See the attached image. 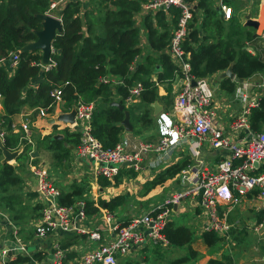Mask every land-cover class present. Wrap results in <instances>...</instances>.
Returning a JSON list of instances; mask_svg holds the SVG:
<instances>
[{
    "label": "built area",
    "instance_id": "2783aa9c",
    "mask_svg": "<svg viewBox=\"0 0 264 264\" xmlns=\"http://www.w3.org/2000/svg\"><path fill=\"white\" fill-rule=\"evenodd\" d=\"M48 1V13L61 14L68 4L89 0ZM213 1L222 12L224 21L233 19L235 11L228 1L236 0ZM246 1L259 3L264 16V0ZM197 5V1L190 0H146L139 13L143 17L164 12L174 18L171 10L179 11L177 26L171 30L166 51L177 67V78L182 84L171 111L160 112L157 117L159 139L156 143L124 139L114 147H105L93 134L94 103L79 102L68 111L76 112L74 124L68 125L71 132L79 134L75 157L91 164L94 179L113 180L124 168L141 172L150 154L157 156L155 167L169 168L178 150L187 146L190 164L178 175L177 187H173L170 194L162 202L154 204L149 212L129 216L127 220H120L113 211L99 207L98 202L93 203L99 212L90 216L87 213V200L83 198L71 206L61 205L59 200L62 192L51 177L48 166L43 162L32 164L29 170L36 181L40 216L19 223L12 221L0 209V264H16L20 258L29 259V262L22 264H119L120 258H129L140 249L171 247L164 230L173 221L174 215L186 206L198 208L201 218H206L207 224L202 232H213L219 238L228 237L235 228L230 223L231 210L249 199V195L250 199L260 204L264 213V129L257 132L251 124L253 110L259 107L264 96L263 93H257L261 85L253 86L244 81L236 96L240 110L232 114L230 120H223L222 106L215 102L212 81L196 78L192 74L190 53L184 48L192 31L191 22L198 10ZM139 16L137 20L140 22L142 17ZM58 18L61 20V15ZM259 32L258 36L264 41V27L259 28ZM18 52H22V49L0 57V67L8 66L15 70L20 61L21 54ZM40 65L49 71L55 63L50 60L48 64ZM143 90L140 82L131 87L130 96L125 100L127 105L135 103ZM52 97L56 101L55 105L64 102L61 88L55 89ZM1 101L0 94V109ZM37 113L42 119L48 118V112L43 108L37 109ZM14 128L12 125V130ZM16 133L20 135L22 143L33 145L29 121L23 123ZM4 135L1 133L0 139L5 144ZM206 147L212 152L222 153V158L214 166L204 160ZM20 149L23 152V146ZM32 154L33 151L29 152L31 160L34 159ZM1 159L4 158L0 150ZM134 162L135 165L124 166ZM202 189V201L199 202ZM258 224L256 231L261 233L264 230V217ZM58 233L85 236L95 246L74 258H69V255L76 253L77 249L63 248L60 241L48 252L40 248L33 254L27 252V241L30 239L44 241ZM7 242L13 243V247L5 245ZM19 250L20 253L16 254L15 251ZM38 254H41V259H37Z\"/></svg>",
    "mask_w": 264,
    "mask_h": 264
},
{
    "label": "trees",
    "instance_id": "16d2710c",
    "mask_svg": "<svg viewBox=\"0 0 264 264\" xmlns=\"http://www.w3.org/2000/svg\"><path fill=\"white\" fill-rule=\"evenodd\" d=\"M93 1L70 3L61 12L63 31L58 33L52 44L54 52L51 54V60L55 65L49 71H42L40 65L42 55L39 51L22 52L19 56V65L12 75L8 66L0 67V94L4 110L0 119L6 131L5 146L11 151H17L23 146V152L17 159L19 163L29 161V152H32L33 146L21 142L20 135L13 133L9 119L20 114L26 106L52 112L56 102L52 97L55 89H62L67 111L76 105L80 98H84L86 103L102 100L101 105L93 113L92 129L93 134L105 147H114L121 140L120 135L124 128L118 123L124 120L127 111V109L121 111L112 105L115 94L112 83L103 81L105 77H114L119 81L116 91L123 105L130 96V88L139 82L143 84L144 90L138 98L140 103L131 105L132 108L135 107L133 110H137L135 114L132 108L130 110L133 127L134 123L143 126L152 124L149 114L151 105L156 101L166 100L170 107L172 87L168 88V96L160 97L159 86L171 84L177 78V67L166 50L171 30L177 26L179 11L171 10L175 15L172 20H169L164 12L144 15L139 28L137 17L146 0H95L98 6L82 14V8L88 7ZM190 1H197V12L204 15L202 23H197L198 13H195V23L184 44L185 50L190 53L192 74L196 78L210 79L215 74L226 71L230 65H233L235 76L241 80L264 73V60L252 54L245 48L246 44L241 42L243 38L251 42L258 37L249 27L248 29L241 26L235 19L229 21L228 25L224 24L213 0ZM228 3L233 5L234 1ZM48 7V0H0V57L24 49L37 40L36 33L43 29V20L40 16L47 12ZM142 30L147 41L146 51L140 45L141 37L143 38ZM212 39L216 41L212 42ZM158 66L160 68H157ZM39 78V83L34 87L35 80ZM221 88L224 92L234 94L236 83L230 79H222ZM141 110H144L143 114L136 116ZM251 124L255 131H262L264 96L259 107L253 110ZM77 143L79 144V134L67 130L64 139L49 136L39 140L35 146L54 152V157L58 160L67 157L71 151L70 145L75 146ZM189 164L190 157L187 156L162 172L152 182L146 183L143 192L148 193L163 185L167 180L180 174ZM122 177L121 172L113 180L100 178L99 184L101 187L113 184L119 186ZM21 181L23 179L15 174L14 167L3 165L0 179L2 195L8 192V184L16 185ZM87 186L74 184L72 192L62 194L60 204L73 205L87 192ZM126 200V195H118L110 201L100 199L98 204L99 207L114 212L121 208ZM87 206V213L90 216L99 212V208H95L89 199ZM263 217L264 213L261 211L259 222ZM164 233L172 246L185 247L189 250V255L176 260L174 264H187L198 257L192 247L194 231L191 227L172 221L167 224ZM232 233L237 242H241V238L246 236L245 232L237 229H233ZM202 238L209 249L224 241L209 231L203 233ZM37 259H41V254L37 255ZM127 261L126 264H141L131 262L130 259ZM27 262L28 258H20L16 264ZM233 262L231 255H223L222 259H210L206 264Z\"/></svg>",
    "mask_w": 264,
    "mask_h": 264
},
{
    "label": "rangeland",
    "instance_id": "374dc122",
    "mask_svg": "<svg viewBox=\"0 0 264 264\" xmlns=\"http://www.w3.org/2000/svg\"><path fill=\"white\" fill-rule=\"evenodd\" d=\"M243 1H246V0H243ZM82 2L84 3V1H82ZM251 3H255V4H251ZM213 4H215V3L213 2ZM237 5H238L237 10L239 12L238 14L240 17V21H242L240 24L241 26L242 25L245 26L242 23L247 21L248 16H250L251 19L252 18L253 19H255V18L259 19L260 17H262V20L264 19L263 12L261 11L259 3L252 2V1H246V2H240V3L236 2L235 6H237ZM97 6L98 5L96 4V2L94 0L91 5H89L88 7L86 6V7L82 8V14L84 11H86L88 9H92L93 7H97ZM258 6H259V8H258ZM233 7H234V4H233ZM234 9L236 10V7H234ZM56 13L57 12L48 13V10H47L46 15L52 16L56 19H59L58 16L60 17V14H56ZM196 13H198V14H196V16L198 17L197 23L198 22L202 23L204 15L201 12H196ZM236 14H237V12H236ZM234 15H235V13H234ZM167 18L169 20L173 19L172 16L171 17L167 16ZM233 19H235L236 23H239V18L234 16ZM194 20H195V18L191 22V27L195 23ZM231 20H229V21H231ZM60 21L62 22V20H60ZM229 21H224V24L228 25ZM154 22H155V20H154ZM138 25H139L138 27L140 28L141 22H138ZM197 25H199V24H197ZM262 26L264 27V22H263ZM251 30H252V33L254 35H257L256 29H251ZM246 31H248V29ZM143 35H144V30H142L141 36H143ZM142 39L143 38L141 37V40ZM215 41H216V39H212V42H215ZM245 41H246V39H244V38L241 39L242 43H245ZM263 42L264 41L261 38H259L258 40L249 42L248 47H247V45H246V47L249 48L248 50L250 52L256 53L257 49L263 48V45H264ZM34 44L35 43H31L28 46H32ZM263 49H262V52L264 53ZM38 51L40 52V54L42 55V58H43L42 50H38ZM153 56H155V55H153ZM42 61H43V59H42ZM41 64H42V62H41ZM10 74L12 75L13 73L10 72ZM222 74H223V72H222ZM263 77H264V73L262 76L261 75H258V76L254 75L251 78L244 80V81H247L248 83L252 84L253 86H256L259 84L264 85L263 84L264 83ZM39 81H40V78L38 80H35V84H33L34 87H36V85ZM103 81L107 82V83H112L113 91L117 95L116 86L119 85V81L114 77H105ZM212 85H213V87H215V85H216V88H217L215 90V102L216 103L219 102V106L223 107V109H221V114L227 115L226 114L227 110L231 109V108L227 107L226 104L229 102H234V103L237 102L236 97H235L237 89H236V92L234 94H229L227 92H224L221 88V76H216L215 80L214 79L212 80ZM237 85H239V83H236V86ZM179 91H180V88L176 92V94H174L170 97V102H171L170 106L171 107L173 106V103L175 101V96L177 95V93ZM116 95H114V98L116 97ZM224 98H226V100ZM117 99H118L117 103L122 102L121 98L118 95H117ZM101 101L102 100H100V102ZM64 102L59 103V104H62V105L64 104L65 107H64V109L62 108L61 110L67 111L66 102L65 103ZM79 102L86 103L84 98L83 99L80 98V100L77 102V104ZM157 102H159V104L161 103V105L162 104L166 105V103H164V101H163V103L160 100H158ZM92 103H94V102H92ZM138 103H140L139 99H138ZM237 103L239 104V102H237ZM59 104H56V106L55 105L54 106L58 107ZM94 104L96 105V108H98V102L94 103ZM76 105H74L71 109H74V107ZM122 105H123V102H122ZM59 106H61V105H59ZM123 106L125 107V109H127V112L130 113V117H132V114L130 112V110L132 108L131 105H127V103L125 101V104ZM134 108L135 107H133L132 110ZM68 111H67V113H68ZM136 111L137 110H133V113L135 114ZM34 112L37 113V109H35ZM143 112H144V110L138 111L137 112L138 114L136 113V116L143 114ZM161 112H163V111H161ZM158 115L154 117V109L151 107L149 117L152 119V124L147 125V126H143L140 123H134L135 128H136V124H137V130L135 131V133L138 136L144 137L143 134L145 133L146 128L156 129L155 123H156V119H157L156 117H158ZM0 132L4 133V134L6 132L5 128H4V124L1 123V119H0ZM75 146L77 147L78 143L75 144ZM19 150H21V149H19ZM71 152H72V154H71ZM69 153L70 154H68L66 157L67 160L72 159V158L74 159L76 156L75 151H70ZM53 156H54V154H53ZM53 159L54 158H50L48 160L50 163H53ZM2 161H3V159L0 160V179H1L3 165H10V166L13 165V166L17 167V168H15V174L17 176H19V177L21 176L23 178V181H21L19 184H16V185L8 184V192L6 194L2 195L0 192V209L2 210V212L5 213L6 215H8L12 219V221L19 222V223H26L27 221L35 218L34 217L35 215L40 216L41 206H39V204L33 200L34 197L36 196V194L34 192H30V190H26L27 184H25V177L27 175V172H26L27 170L24 166H27L29 163H32V162H30V161H32L31 157L29 158V161H24V162L19 163L20 167H18L15 164L17 161L16 162L11 161L10 164H8V163L3 164ZM35 162H37V161H35ZM40 163H41V161L38 163H34V165H39ZM55 169H56V166H55ZM52 171H53V169H52ZM52 177H54V176H52ZM122 182L123 183L121 184V187L119 189H120V191H123L124 195L127 196V201L121 208H119V212H118V210L114 212L117 214L119 219L125 218V216H127L129 214V212L131 211L132 208H135V211H138L141 207H143V206L147 207V205L149 203H151V201H149V202L144 201V199H146L147 195L149 194V192L148 193L143 192L144 191L143 187L145 184L144 185H142V184L138 185V184L132 182L130 185V183H127V181L125 183V181L122 180ZM177 183L178 182L176 181V183L173 186L174 189L177 187V185H178ZM59 186L62 187V184L60 183ZM81 186L86 187V184L81 185ZM158 188H162V187L159 186ZM170 192L171 191H169V194H170ZM3 196H4L6 201L4 200ZM83 199H85V198H83ZM164 199L161 198L159 201H153V205L156 203L162 202ZM85 200H87V199H85ZM255 201L256 200H254V199H247L246 201H244V203H242L241 205H239L235 208H232V210H231V214H230L231 222L230 223H233L235 225L234 229H237V230H240V231L246 233V236L241 238L242 241L237 242L234 238L235 235L231 231L228 237H226V238L221 237V239H223L224 241L218 243L212 249H209L206 246V244L202 238V235H200V233H201V230L199 229L200 225L198 226V224L194 223L195 220H194V217L191 216L192 213H186V215H183L180 218L177 217L174 220L175 222L176 221L177 222H179V221L185 222L186 224H189L195 228L194 229L193 227H191L192 230L194 231V240L192 242V247H193V250L197 252L198 257L196 259L189 261L187 264H205L210 259H222L223 255H231L233 257V260H234L233 264H264V230L261 233H258L256 231V228L259 225L258 223H260L259 217H260V213H261V209H260L261 207H260V204L258 206V203ZM145 203H146V205H145ZM38 216H36V217H38ZM196 227H197V229H196ZM29 241H31V243H29ZM29 241H27L28 243H27V247H26L27 252L29 254H33L34 252H37L38 247H41L42 249L46 248V243L42 240L30 239ZM187 255H189V250L187 248H185V247L180 248V247H175V246L173 247L172 246L171 249L169 248L166 250L165 249L162 250V248H158L156 250L143 249L140 251V253H136V254L129 256V257H131V259H130L131 262H139L141 264H174V262L176 260L184 258ZM127 260H129V259L128 258H120L119 264H126L128 262ZM261 261H263V262H261ZM183 264H185V263H183Z\"/></svg>",
    "mask_w": 264,
    "mask_h": 264
},
{
    "label": "crops",
    "instance_id": "0c3cea01",
    "mask_svg": "<svg viewBox=\"0 0 264 264\" xmlns=\"http://www.w3.org/2000/svg\"><path fill=\"white\" fill-rule=\"evenodd\" d=\"M236 2L240 3V2H246V1H243V0L234 1V7H236V10L234 9V11H235V15L234 16L239 18V24H241L242 21H240V17H239V14H238L239 12L237 10L238 5L235 6ZM251 4H255V3H251ZM214 6L216 8V5H214ZM232 7H233V5H232ZM258 8H259V6H258ZM218 12H219V14L221 15V17L223 19L222 12L219 9H218ZM236 12H237V14H236ZM141 17L142 16H139V18H141ZM252 20L253 21H258L259 22V28L260 29L263 28L262 24H263L264 20H262V17H260L259 19L258 18H255V19L252 18ZM242 24H244L248 28L247 21L242 23ZM249 28L250 29H254V28H251V27H249ZM258 29H256L257 30V36L260 33ZM259 38L260 37L258 36L255 40H258ZM141 43H142L141 47L145 50L146 49L145 47H146V44H147L145 36H143V39L141 40ZM245 44L248 47L249 42L245 41ZM263 44H264V42H263ZM247 47H245V48H247ZM263 48H264V45H263ZM263 48L257 49L256 53H252V52L251 53L254 54V55L260 56L264 60V53L262 52ZM145 51L143 53H145ZM10 71L12 73L14 72V70H10ZM221 74H222V72L218 73V74H215L212 77V79L210 78V81H212L213 79L215 80L216 76H221ZM255 75L256 76H258V75L262 76L263 73H258V74H255ZM154 80H156L155 77H154ZM221 80H222V77H221ZM231 81L235 82V80H231ZM171 84L167 83V84H162V85L159 86V95H160V97L168 96L167 91H168V88H170V87H172V90H173L172 95L176 94V92L179 90V88H180V86L182 84V81L180 79H178V78H175L174 81ZM259 85H261V84H259ZM240 87H241L240 85L236 86L237 92H238V89ZM214 88H215V90L217 89L216 85H215ZM237 92H236V96H237ZM257 93H263V95H264V85H261V87L257 90ZM224 99L226 100V98H224ZM117 100H118L117 97L113 98L114 103L117 102ZM160 101L162 103H163V101H164V103H166V105L165 104L161 105V103H160V105L163 106V111L170 112L172 107L171 106L168 107L169 105L167 104V101L166 100H160ZM97 102H98V106H100V100H98V101L96 100V102H94V103H97ZM136 102H138V99H137ZM217 104L219 105V102ZM59 105H61V106H59ZM59 105H58V107H55L56 106L55 105L54 106L55 108L54 107L52 108L54 110H52V112L48 113V118L47 119H42L41 117H39L38 114L36 112H34L35 109H32L29 106L24 107L20 114L14 115V116H12L9 119V121L11 122V125L15 126V128L13 130V133H15V134H18L16 132L19 131L21 129V125L23 123L27 122V121H29L30 127L32 129V134H33L32 135L33 136L32 137V139H33L32 151L34 152L35 150H37L38 153H39V156L34 158L32 161H30L32 163H29L27 166H24V167L27 170L26 171L27 175L25 177V184H27L26 190H30V192H34L36 194V196L34 197L33 200L35 202H37V193L35 192L36 191V181L32 177V175L30 173V170H29V167H30V165H32L34 163H38L40 161H41V163L43 162V163H45L48 166L49 171H51L50 175L54 176V177H52V176L51 177L55 180V184L61 190L62 194L72 192L74 184H78V185H85L86 184V185H88L87 188H86L87 192L84 194V196L82 198L89 199L92 202H98L99 203L100 199H104V200L110 201L115 196L124 195L123 191H120V189H119L123 182L119 186H115L113 184V185H110L108 187H101L100 184H99V179H94L92 177V175H91V164L88 161H85L83 159H78L76 157L74 159L72 158V159H69V160H67L66 157L64 159H58L57 160L54 157L55 156L54 152H48V151H46L44 149H41V148L38 149L35 146L36 143L39 140H42L45 137L62 136L63 139H64L66 130H68V131L70 130L69 132L73 133V132H71V129H69L67 124L58 121L61 116H63L64 114L67 113V111H64V110L62 111L61 110L62 108L64 109V107H65L64 104L63 105L59 104ZM226 106L231 108V109L227 110V113H226L227 115L221 114V116L223 117L224 121L229 120L230 119L229 116H231L232 114H236L240 110V104H238L237 102H235V103L234 102H229V103L226 104ZM221 109H223V107ZM3 114H4V110H3V107H2L0 109V117ZM53 120H55V123L52 124L51 121H53ZM130 121L132 122V117H130ZM155 127H156V129L146 128L145 129V133L143 134L144 137H141V136H138L135 133V131L137 130V124H136V128H135V125H134L133 131L130 132V133L126 132L124 130L121 133V135H120V137H121L120 139L121 140H124V139H131V140L132 139H139V140H142V141L156 143L158 141V139H159L157 119H156ZM263 129H264V125H263L262 130ZM75 148H76V146L70 145V150L71 151H75ZM204 149L207 151V152L204 153V158H205L204 160L208 164H210L211 166L216 165V163H218L220 161V159L222 158V153L217 152V151H213L212 152L207 147L204 148ZM187 153H188V147L187 146L186 147H181L178 150V152L173 157V165H176L177 163L181 162L185 157H187ZM53 154H54V156H53ZM71 154H72V152H71ZM50 158H54L53 159V163L54 164L49 162L48 159H50ZM156 159H157L156 155H153V154L148 155L147 158L144 161V169L141 172H137V171H135L132 168L131 169L124 168L121 171L122 175H123L122 180H124L125 183L127 181V183H130V185H131L132 182H134V183H136L138 185H141V184L144 185V184H146L148 182H152L155 178H157L158 175H160L162 172H164V171H166L167 169L170 168V167L169 168L168 167H155L154 164L156 163ZM35 161H37V162H35ZM17 163H18L17 166L20 167V164H19L18 161H17ZM55 166H56V169H55ZM13 167L17 168L15 166H13ZM52 169H53V171H52ZM178 175L176 177L172 178V179L167 180L163 184V186L160 185V187H162V188H158L159 186H157L155 189H153V190H151L149 192V194L147 195V198L144 199V201H146V202L151 201V203H149L147 205V207L143 206L138 211H135V208H132L131 211L129 212V214L127 216H125V218H120V220H127L129 218V216H133V215L135 216V215L147 213L151 209H153V201H159L161 198L164 199V198H166L169 195V191L172 190L174 184L176 183V181L178 179ZM60 183L62 184V187L59 186ZM255 202H257V201H255ZM145 205H146V203H145ZM258 206H259V203H258ZM118 212H119V209H118ZM186 213H192L191 216H193L194 220H195V222L194 221L193 222L198 224V226L200 225V228H199L201 230L200 235H203L204 232H202L203 231L202 228L205 226V224H207V220H206V218H201L200 211L198 210V208L197 209H192L191 207H187L186 206L180 212H178L177 214L174 215L173 221L177 217L180 218L181 216L186 215ZM177 223H179L180 225H186L188 227H193V226H191L189 224H186L185 222L179 221ZM197 227H196V229H197ZM59 241L67 249H70V248L71 249H74V248L77 249V252H76L77 254L76 253H72V254L69 255V258H74L77 255H79V253H83L89 247H94L95 246V244L91 243L88 240V238L85 237V236L84 237H78V236L67 235V234H64V233H58V234H55V235L49 237L47 240H44V242L46 243V248L42 249L41 247H38V249L40 248L41 250H45V251L48 252V250H51L56 243H59ZM171 247H172V245H171ZM171 247H169V248L171 249ZM162 250H164V249H162ZM140 251L141 250L135 251L133 254H131V256L136 254V253H140ZM129 259H131V257H129ZM261 262H263V261H261Z\"/></svg>",
    "mask_w": 264,
    "mask_h": 264
},
{
    "label": "water",
    "instance_id": "95a60500",
    "mask_svg": "<svg viewBox=\"0 0 264 264\" xmlns=\"http://www.w3.org/2000/svg\"><path fill=\"white\" fill-rule=\"evenodd\" d=\"M40 18L43 20V29L39 32H37V40L33 43H35L32 46H27L24 49H22V52L24 51H38L42 50L43 52V61L42 64H48L50 59H51V54L53 52V42L58 35V33H61L63 31V23L59 20L56 19L52 16L49 15H41ZM247 26L258 29L259 28V22L258 21H253L250 16L247 17ZM22 52H18V54H21ZM42 71H45L44 67H41ZM157 68H160L159 66ZM222 79H230V80H235L236 83H239L240 86H242L244 80H241L235 76V73L233 71V65H230V67L221 75ZM193 85L195 86L196 83L193 82ZM113 106L119 108L121 111L125 110V107L122 105V102H115L112 104ZM151 107L154 109V116H157L161 111H163V106L159 104V102H155L151 105ZM75 116L76 112L73 110L71 113H66L63 116L59 118L58 121L63 122L65 124L71 125L74 124L75 122ZM51 123H55V120L51 121ZM119 126H122L126 132H132L133 131V126L130 121V113L125 112V118L123 121L118 123ZM1 134V132H0ZM56 139L62 140V136H56L54 137ZM0 150L2 151L3 155V161L2 163H11V161H17L18 157L22 154L20 151H11L6 148L5 144L2 142L0 139ZM39 156V153L37 150H35L32 154V157L35 158ZM16 165L18 164L17 162L15 163ZM136 162L130 163V164H125L124 166H129V165H135ZM204 190H201V194L198 198L199 202L202 201V196H203ZM5 245H8L10 247H13V243L7 242ZM1 247V245H0ZM16 254L20 253L19 251H15ZM12 254V253H11ZM10 254V255H11Z\"/></svg>",
    "mask_w": 264,
    "mask_h": 264
}]
</instances>
